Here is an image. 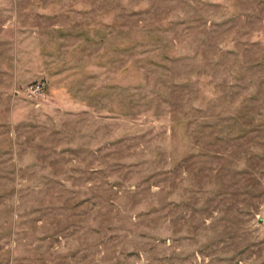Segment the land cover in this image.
Segmentation results:
<instances>
[{"label":"rangeland","instance_id":"1","mask_svg":"<svg viewBox=\"0 0 264 264\" xmlns=\"http://www.w3.org/2000/svg\"><path fill=\"white\" fill-rule=\"evenodd\" d=\"M0 264H264V0H0Z\"/></svg>","mask_w":264,"mask_h":264},{"label":"built area","instance_id":"2","mask_svg":"<svg viewBox=\"0 0 264 264\" xmlns=\"http://www.w3.org/2000/svg\"><path fill=\"white\" fill-rule=\"evenodd\" d=\"M38 87H39V86H36V88H35L34 90L38 89Z\"/></svg>","mask_w":264,"mask_h":264}]
</instances>
